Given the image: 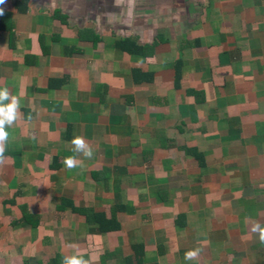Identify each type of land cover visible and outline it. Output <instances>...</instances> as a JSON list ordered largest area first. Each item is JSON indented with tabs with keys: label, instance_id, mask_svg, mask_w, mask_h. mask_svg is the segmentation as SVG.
<instances>
[{
	"label": "crops",
	"instance_id": "crops-1",
	"mask_svg": "<svg viewBox=\"0 0 264 264\" xmlns=\"http://www.w3.org/2000/svg\"><path fill=\"white\" fill-rule=\"evenodd\" d=\"M0 9V264H264V0Z\"/></svg>",
	"mask_w": 264,
	"mask_h": 264
},
{
	"label": "clouds",
	"instance_id": "clouds-1",
	"mask_svg": "<svg viewBox=\"0 0 264 264\" xmlns=\"http://www.w3.org/2000/svg\"><path fill=\"white\" fill-rule=\"evenodd\" d=\"M5 0H0L3 4ZM0 15H3V9H0ZM20 101L19 98L10 93L7 87H0V164L5 161V148L9 139V133L6 131L7 127L12 126L18 119L21 118L19 112ZM73 146L72 151L77 155L67 156L64 158V164L68 169L74 167H84V160L90 159L93 156V149L91 145L85 141L82 136H75L71 140ZM82 157V159L80 158ZM247 222L250 224V232L258 234L259 241L264 243V225L258 221L248 218ZM68 247H78L76 245H67ZM200 248L189 249L185 252V260H195L201 255ZM62 264H89L79 253L65 255L62 259Z\"/></svg>",
	"mask_w": 264,
	"mask_h": 264
},
{
	"label": "trees",
	"instance_id": "trees-1",
	"mask_svg": "<svg viewBox=\"0 0 264 264\" xmlns=\"http://www.w3.org/2000/svg\"><path fill=\"white\" fill-rule=\"evenodd\" d=\"M22 4H26L25 2H21V3H19L18 5L20 6V5H22Z\"/></svg>",
	"mask_w": 264,
	"mask_h": 264
}]
</instances>
